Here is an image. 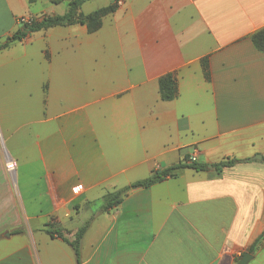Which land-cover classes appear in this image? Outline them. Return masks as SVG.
Wrapping results in <instances>:
<instances>
[{"label": "crops", "instance_id": "1", "mask_svg": "<svg viewBox=\"0 0 264 264\" xmlns=\"http://www.w3.org/2000/svg\"><path fill=\"white\" fill-rule=\"evenodd\" d=\"M70 1L0 0V46ZM113 3L94 33L54 27L0 49V264H264V53L251 42L264 0H91L80 13ZM193 154L203 170L102 210ZM86 223L79 261L45 232L72 241Z\"/></svg>", "mask_w": 264, "mask_h": 264}, {"label": "trees", "instance_id": "2", "mask_svg": "<svg viewBox=\"0 0 264 264\" xmlns=\"http://www.w3.org/2000/svg\"><path fill=\"white\" fill-rule=\"evenodd\" d=\"M35 1L36 0H29L30 3H33ZM51 1L52 3H59L62 0H51ZM87 1H91V0H72L69 2L67 11L63 15L45 16L40 21H33L30 24H23L20 30H18L15 34H13L10 38H8L4 45L0 46V49L7 48L10 44L14 42H20L31 34L48 30L54 27H65L74 24H80L86 26L89 33L96 32L97 30H99V28L102 25V19L106 15L113 13L117 8V5L116 3H113L107 7L98 9L90 14L83 15L82 13H80V8ZM251 42L257 51L264 53V28L255 32L251 36ZM202 65L205 71L206 78H208L209 76H208L207 60H203ZM158 89H159L160 99L162 101L174 100L178 94L177 81L175 76L173 74H167L162 76L158 80ZM233 163H234L233 161L221 162L215 165L214 168L216 170H220L224 167H229ZM184 167H190L195 170L204 169V167L196 164L193 165L179 164L165 171H156L152 174V176H150L149 178L143 181L136 182L128 187L105 194L102 197V203H103L102 210L107 211L109 209L116 207L120 203L121 199L126 194V192H128L130 189L148 188L164 180L167 177H172L175 171ZM87 228H88V223L84 224L81 228H79L75 233L74 239L72 241L63 238V236L60 233H55V230L52 229L50 225L47 226L45 232L49 236L59 237L65 243H67L72 248L77 261H79L80 241ZM20 232L21 230L14 231V233L17 234Z\"/></svg>", "mask_w": 264, "mask_h": 264}, {"label": "built area", "instance_id": "3", "mask_svg": "<svg viewBox=\"0 0 264 264\" xmlns=\"http://www.w3.org/2000/svg\"><path fill=\"white\" fill-rule=\"evenodd\" d=\"M27 19L28 18H23L20 22L23 24H30L32 22H27ZM196 154H193L188 160H187V163L189 165H193V164H196ZM15 168H16V164L13 160H11L9 157H6V160H5V170L10 174V175H13L14 171H15Z\"/></svg>", "mask_w": 264, "mask_h": 264}, {"label": "water", "instance_id": "4", "mask_svg": "<svg viewBox=\"0 0 264 264\" xmlns=\"http://www.w3.org/2000/svg\"><path fill=\"white\" fill-rule=\"evenodd\" d=\"M255 159H258L260 160L261 157L260 156H257ZM251 255H249L248 253L244 254L242 256V258L240 259V261L238 262V264H248V262L251 260Z\"/></svg>", "mask_w": 264, "mask_h": 264}, {"label": "rangeland", "instance_id": "5", "mask_svg": "<svg viewBox=\"0 0 264 264\" xmlns=\"http://www.w3.org/2000/svg\"><path fill=\"white\" fill-rule=\"evenodd\" d=\"M94 2H92V4H93ZM92 4H89V5H92ZM100 4V2H96V3H94L90 8H85L84 9V11H86L87 12V10H94L95 8H96V6H98ZM39 19H37V18H28L27 19V22H32V21H38ZM20 24L22 25V23L20 22Z\"/></svg>", "mask_w": 264, "mask_h": 264}]
</instances>
